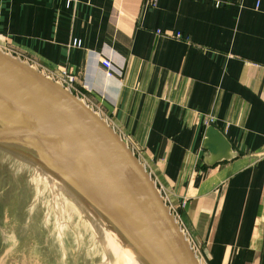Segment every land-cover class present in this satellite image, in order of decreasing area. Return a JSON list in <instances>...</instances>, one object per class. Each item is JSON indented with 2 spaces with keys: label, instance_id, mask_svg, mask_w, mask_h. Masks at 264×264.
<instances>
[{
  "label": "crops",
  "instance_id": "obj_1",
  "mask_svg": "<svg viewBox=\"0 0 264 264\" xmlns=\"http://www.w3.org/2000/svg\"><path fill=\"white\" fill-rule=\"evenodd\" d=\"M0 49L75 73L72 91L138 157L201 264H264V0H0ZM208 126L231 158L203 147Z\"/></svg>",
  "mask_w": 264,
  "mask_h": 264
},
{
  "label": "water",
  "instance_id": "obj_2",
  "mask_svg": "<svg viewBox=\"0 0 264 264\" xmlns=\"http://www.w3.org/2000/svg\"><path fill=\"white\" fill-rule=\"evenodd\" d=\"M203 147L214 159L232 156L213 126ZM0 149L23 155L62 183L142 264H201L156 183L114 128L73 91L1 49Z\"/></svg>",
  "mask_w": 264,
  "mask_h": 264
},
{
  "label": "rangeland",
  "instance_id": "obj_3",
  "mask_svg": "<svg viewBox=\"0 0 264 264\" xmlns=\"http://www.w3.org/2000/svg\"><path fill=\"white\" fill-rule=\"evenodd\" d=\"M98 218L36 164L0 149V264H137Z\"/></svg>",
  "mask_w": 264,
  "mask_h": 264
},
{
  "label": "built area",
  "instance_id": "obj_4",
  "mask_svg": "<svg viewBox=\"0 0 264 264\" xmlns=\"http://www.w3.org/2000/svg\"><path fill=\"white\" fill-rule=\"evenodd\" d=\"M157 32L160 33L159 31H157ZM176 36L179 38L178 35H176ZM73 44L76 45V41H73ZM100 64H101V66H102V68H103V70L107 76L113 75L115 68L113 67L110 60L102 58ZM59 74L60 75L55 80L60 82L62 85H64L66 88H68L69 90L72 91V86L76 81L75 73L73 71H71L69 68H67L66 66H62V67H59ZM213 121H214V119L212 117H208V119H206V122L208 124H211ZM175 217L176 218L178 217L177 213H176ZM177 219L179 220V217Z\"/></svg>",
  "mask_w": 264,
  "mask_h": 264
},
{
  "label": "bare ground",
  "instance_id": "obj_5",
  "mask_svg": "<svg viewBox=\"0 0 264 264\" xmlns=\"http://www.w3.org/2000/svg\"><path fill=\"white\" fill-rule=\"evenodd\" d=\"M40 169V168H39ZM65 188V187H64ZM77 197V196H76ZM88 206V205H87ZM93 210V209H92ZM93 213L96 214V216L99 217V215H97V213L93 210ZM100 218V217H99ZM98 218V219H99ZM99 224H100V227H101V230H103L102 232H106L105 234L109 236V238L111 237V234H112V230L109 228V226H107L106 228H104V221L100 218L99 220ZM128 245V244H126ZM130 249H132V247L130 245H128ZM133 250V249H132ZM135 258H137V262L138 264H142L139 259H138V255L136 254Z\"/></svg>",
  "mask_w": 264,
  "mask_h": 264
}]
</instances>
